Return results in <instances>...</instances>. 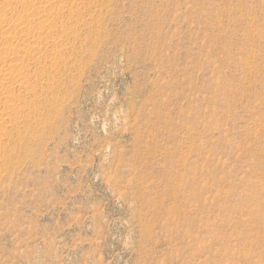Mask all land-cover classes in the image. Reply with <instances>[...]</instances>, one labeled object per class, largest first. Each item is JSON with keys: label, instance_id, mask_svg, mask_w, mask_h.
Returning <instances> with one entry per match:
<instances>
[{"label": "rangeland", "instance_id": "374dc122", "mask_svg": "<svg viewBox=\"0 0 264 264\" xmlns=\"http://www.w3.org/2000/svg\"><path fill=\"white\" fill-rule=\"evenodd\" d=\"M49 2L0 0L58 23L0 111V264H264V0Z\"/></svg>", "mask_w": 264, "mask_h": 264}, {"label": "bare ground", "instance_id": "6f19581e", "mask_svg": "<svg viewBox=\"0 0 264 264\" xmlns=\"http://www.w3.org/2000/svg\"><path fill=\"white\" fill-rule=\"evenodd\" d=\"M49 1L44 0V4L39 5V13L52 8ZM9 3L13 2L9 1ZM56 23L51 22L48 25L36 26L32 24L23 25L22 22L17 20H9L6 24L0 26V45L5 44L6 41V43H15L6 52H3L0 48V99H4L0 111H3V115H8L19 107L22 109L24 107L30 108L26 104V100L35 92L38 82V78H32L30 71H33L37 76L48 74V69L42 62L47 59H57L55 57L58 54L56 50L51 49L48 51L45 47V44L51 39L50 31L56 28L58 24ZM60 25L65 27L63 23H60ZM13 30H16V32L12 34L11 31ZM20 51L26 55L18 57L17 53ZM36 60L38 61L36 62ZM5 88L9 90L3 91ZM6 122L7 118L0 116V127L4 126Z\"/></svg>", "mask_w": 264, "mask_h": 264}]
</instances>
